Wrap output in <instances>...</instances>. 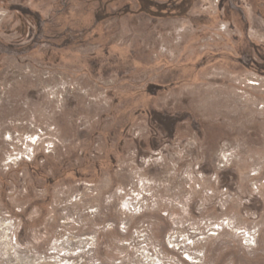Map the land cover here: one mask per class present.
I'll use <instances>...</instances> for the list:
<instances>
[{"label":"rangeland","instance_id":"obj_1","mask_svg":"<svg viewBox=\"0 0 264 264\" xmlns=\"http://www.w3.org/2000/svg\"><path fill=\"white\" fill-rule=\"evenodd\" d=\"M0 264H264V0H0Z\"/></svg>","mask_w":264,"mask_h":264}]
</instances>
